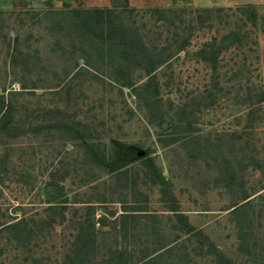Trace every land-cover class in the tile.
<instances>
[{
    "label": "rangeland",
    "instance_id": "rangeland-1",
    "mask_svg": "<svg viewBox=\"0 0 264 264\" xmlns=\"http://www.w3.org/2000/svg\"><path fill=\"white\" fill-rule=\"evenodd\" d=\"M74 10L112 11L133 41L163 57L154 80L147 86L119 44L102 51ZM231 31L240 42L212 68L199 51ZM0 95L13 103L19 128L0 135V220L21 219L33 232L18 245L0 231V264H68L88 205L95 229L109 230L96 222L120 217L140 194L155 215L129 214L119 239L128 264L176 239L177 264H218L211 244L232 264H264V1L0 0ZM55 120L86 127L105 170L86 162L80 141L51 130ZM219 149L233 170L215 162ZM148 157L201 240L163 202L143 165ZM118 160L135 161L134 189L108 174ZM241 188L249 202L232 213Z\"/></svg>",
    "mask_w": 264,
    "mask_h": 264
},
{
    "label": "trees",
    "instance_id": "trees-1",
    "mask_svg": "<svg viewBox=\"0 0 264 264\" xmlns=\"http://www.w3.org/2000/svg\"><path fill=\"white\" fill-rule=\"evenodd\" d=\"M249 12L250 21L254 24L257 20V14L254 7L247 8ZM71 17L82 28H85L89 33L95 36L101 43L100 47L103 51L105 44H109L113 47V43L119 44L117 47H124L121 49L123 57L135 58L134 67L141 68L148 76V84L154 80L155 70L164 62L163 57L158 54L150 52L145 48L142 43L136 40H132L128 30L119 24L118 18L112 11H83L74 10L71 11ZM240 42L239 34L235 31L222 36L219 41H213L211 44L205 45L200 51L199 56L203 58L204 61L211 64L214 68L216 65V55L223 50L233 47ZM75 74V73H74ZM15 107L11 101L5 98L4 95H0V135L6 137H13L19 132V128L14 122ZM183 115V114H181ZM182 122V120H181ZM184 122V121H183ZM81 125H73L71 123L55 120L49 125L51 130L56 131L61 134V138L70 142H81V148L84 153L86 162L89 165L96 164L99 169H104L105 167V154L99 152L95 144L90 141V137L84 132L87 131L86 127L80 129ZM221 149L217 150L216 156L214 158L215 162L222 161L228 167H232V161H228L227 158L221 157L219 152ZM205 152H209L208 148L203 149ZM220 156V157H218ZM220 158V159H218ZM222 158V159H221ZM135 161L128 160H118L109 164V173L111 176L122 183V188L124 190H132L134 186L129 183L128 178V166L133 164ZM143 165L150 171V175L153 183L160 186V193L163 198V202L167 204L169 211L173 212L175 217L184 223L186 234L192 235L199 238L203 237V233L200 230L195 229L192 225L187 223V219L183 213L180 212L178 206L174 201L172 192L170 191V184L168 181L157 172L154 159L152 157L145 158ZM106 166V165H105ZM105 170V169H104ZM226 170V169H225ZM229 176V175H228ZM230 177V176H229ZM233 178V177H231ZM231 183L227 182V187L232 188ZM144 198L143 201H136L132 205H127L125 207L124 213L120 217H114L112 214V219L108 221L103 218L99 223L102 227H108L109 230H96L94 227V207L93 205L87 206L86 221L87 227L78 231L71 253L68 256V264H128L127 259H123L124 252L119 249V239L121 233H126V223L129 218V214L134 212H141L144 217H151L155 214L149 213L145 205L146 197L139 195ZM249 195L244 189H240L238 195L234 198L233 204L231 206L232 213H238L249 202ZM61 205H50L48 207L49 211H56L64 209ZM23 221L19 219L13 222L12 219H7L3 217L0 220V231H7L12 239L18 244L23 245L25 242H30L32 237V230L22 227ZM177 240L172 242H167L160 240L155 243L153 250L151 252H146L142 258L137 262V264H177L175 247L177 245ZM206 240L208 238L206 237ZM209 242V241H208ZM209 252L214 254L218 260V264H232V261L228 259L221 251H219L212 244L209 247ZM212 250V251H211ZM100 256L98 263L97 258Z\"/></svg>",
    "mask_w": 264,
    "mask_h": 264
},
{
    "label": "crops",
    "instance_id": "crops-1",
    "mask_svg": "<svg viewBox=\"0 0 264 264\" xmlns=\"http://www.w3.org/2000/svg\"><path fill=\"white\" fill-rule=\"evenodd\" d=\"M238 1H241V2H245L246 0H238ZM264 0H255L256 3H259V2H263ZM254 2V1H253Z\"/></svg>",
    "mask_w": 264,
    "mask_h": 264
},
{
    "label": "built area",
    "instance_id": "built-area-1",
    "mask_svg": "<svg viewBox=\"0 0 264 264\" xmlns=\"http://www.w3.org/2000/svg\"><path fill=\"white\" fill-rule=\"evenodd\" d=\"M96 225H97V226H99V225H100V223L97 221V222H96Z\"/></svg>",
    "mask_w": 264,
    "mask_h": 264
}]
</instances>
